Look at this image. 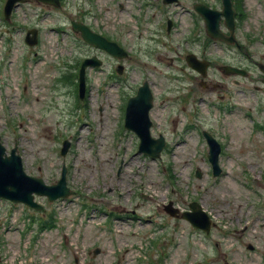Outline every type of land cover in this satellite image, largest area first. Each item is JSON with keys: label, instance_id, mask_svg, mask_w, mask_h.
<instances>
[{"label": "rangeland", "instance_id": "rangeland-1", "mask_svg": "<svg viewBox=\"0 0 264 264\" xmlns=\"http://www.w3.org/2000/svg\"><path fill=\"white\" fill-rule=\"evenodd\" d=\"M202 1L221 8L220 0ZM238 10L234 34L243 45L239 52L206 39L192 0L178 5L64 0L61 9L25 0L16 6L10 23L0 26L1 141L7 151L16 146L25 171L48 184L58 180L64 162L67 185L77 193L52 203L38 198L40 212L16 204V219L4 211L11 204L0 201V264H264L263 74L249 59L246 77L219 69L224 63L245 68V49L251 59L264 63V0H238ZM79 14L127 48L129 56L118 62L123 65L119 76L128 85L145 79L151 86L150 133L166 141L158 159L138 153V137L123 127L122 102L130 88L111 82L110 59L93 54L106 65L103 70L98 69L102 65L87 68L86 95L79 102L73 85L58 80L85 47L62 46L55 25L65 23L70 29V20ZM167 20L173 23L170 34ZM33 26H41L47 58L20 65L23 54L33 58L23 42ZM150 35L161 36L153 51L144 48ZM189 52L211 60L206 77L186 66ZM58 55L64 58L61 71ZM170 59L168 67L159 63ZM75 101L78 105L70 110ZM203 130L221 145L219 176L212 174ZM64 138L69 148L63 157ZM170 200L176 216L164 210ZM192 200L215 221L208 236L181 217ZM23 209L42 219L53 213L54 228L38 236L35 224L31 233L24 231Z\"/></svg>", "mask_w": 264, "mask_h": 264}, {"label": "water", "instance_id": "water-1", "mask_svg": "<svg viewBox=\"0 0 264 264\" xmlns=\"http://www.w3.org/2000/svg\"><path fill=\"white\" fill-rule=\"evenodd\" d=\"M16 1L22 0H8L5 5L6 17L8 16L11 8ZM53 5H58L57 0H41ZM172 0H164V2H171ZM222 10H214L209 7L199 4L195 5V9L203 17L205 22L206 33L212 37L227 42L233 41V8L230 0H222ZM223 17L225 26L230 31V36H225L220 30V20ZM170 26V25H169ZM168 26V29H169ZM74 30H79L82 37L88 43H91L97 47H101L105 51L115 56H124L125 52L120 49L118 44L113 41H109L106 38L91 32L85 26L73 23ZM28 41V40H27ZM31 43L30 41H28ZM193 55L187 57V62L192 68L197 69L202 75H205L206 63L203 64L195 60ZM88 65L97 66L99 61L95 58L85 59L79 71V95L83 96L84 93V71ZM261 71L264 72V65H260ZM226 73H243L240 69L227 66L224 68ZM264 83V78H263ZM152 95L148 87L147 82H144L139 88L136 95L130 97L126 104L124 124L125 127L134 131L139 137L138 151L149 155L152 158L159 157L162 148L165 145V140L162 135L158 138H153L150 135L149 127L151 121L149 119V110L152 107ZM209 146L208 159L212 166L213 175H218L221 171L218 165V154L220 151L219 143L207 132H203ZM69 146V142L66 140L63 142L60 153L65 155ZM16 149L13 148L10 151V155H5V148L0 142V197L9 199L14 202H21L30 207L40 209L41 206L33 201V193L38 195H46L49 200H53L60 196H66L68 194V188L65 184V168L62 169L61 177L57 183L53 185H46L42 178L28 175L24 172L21 158L18 154H15ZM199 175V172H196ZM190 211L183 214L191 223L200 227L206 231L209 230L210 218L200 208L197 202H191L189 204ZM169 210V206H166ZM251 247V246H249Z\"/></svg>", "mask_w": 264, "mask_h": 264}, {"label": "flooded vegetation", "instance_id": "flooded-vegetation-1", "mask_svg": "<svg viewBox=\"0 0 264 264\" xmlns=\"http://www.w3.org/2000/svg\"><path fill=\"white\" fill-rule=\"evenodd\" d=\"M194 4V0L192 1V5ZM172 23V22H171ZM89 25H92V23L91 22H89ZM172 25H173V23H172ZM93 26V25H92ZM91 26V27H92ZM86 54H88V53H86ZM243 54H244V57H245V60H246V67H245V69L247 70L248 69V66L247 65H249L250 63H249V61H248V59L252 62V63H254L255 65H257L259 62H257V61H255V60H253V59H251V57H250V54L248 53V51L245 49L244 50V52H243ZM201 58H204V56H202ZM197 74V73H196Z\"/></svg>", "mask_w": 264, "mask_h": 264}]
</instances>
